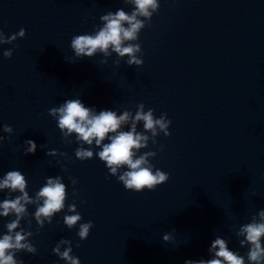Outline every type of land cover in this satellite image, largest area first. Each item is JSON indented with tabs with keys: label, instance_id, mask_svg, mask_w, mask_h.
Instances as JSON below:
<instances>
[{
	"label": "water",
	"instance_id": "95a60500",
	"mask_svg": "<svg viewBox=\"0 0 264 264\" xmlns=\"http://www.w3.org/2000/svg\"><path fill=\"white\" fill-rule=\"evenodd\" d=\"M118 7L130 11L132 5L0 0V29L6 35L26 30L24 37L0 45V125L13 127L12 133L0 132L8 137L0 144V175L19 168L32 195L46 176L60 174L66 203L75 202L82 220L93 221L80 240L78 225L69 229L63 212L38 231L32 219L30 239L37 251L21 250L17 257L25 264H65L52 252L61 237L72 241L81 264H183L185 258H207L215 235L228 237L229 246L243 254L236 229L264 207V0H160L139 33L141 65L129 66L127 56L114 52L75 57L72 35L91 31L101 14ZM9 47L13 54L5 58ZM75 97L118 114L125 109L134 114L141 101L145 111L167 113L170 134L158 130L157 143L150 138L140 149L156 150L148 159L169 173L167 181L132 191L95 155L76 158L74 135L63 138L48 113ZM137 130L151 137L142 121ZM26 138L36 141L34 154H24ZM40 144L71 159L46 155ZM6 219L0 217V232ZM28 219L22 220L25 227ZM164 232L174 239L164 241Z\"/></svg>",
	"mask_w": 264,
	"mask_h": 264
},
{
	"label": "clouds",
	"instance_id": "9594fccd",
	"mask_svg": "<svg viewBox=\"0 0 264 264\" xmlns=\"http://www.w3.org/2000/svg\"><path fill=\"white\" fill-rule=\"evenodd\" d=\"M132 8L126 11L118 7L114 11L108 10L99 16L98 25H93L91 31L74 34L70 40V48L77 58L92 57L102 53L104 57L113 52L118 57H125L127 65H141L143 63L142 48L138 42L142 28L151 23V18L159 9L160 0H129ZM25 28L6 35L0 29V45L10 44L17 37H24ZM135 41V42H134ZM15 47V45H13ZM3 56L9 58L13 48H4ZM119 64V59L113 61ZM141 101L136 111L125 109L120 111L113 107L99 108L86 105L80 97L66 98L58 105L48 108L49 115L55 120L63 138L74 135L77 147L74 155L80 160L91 159L95 155L104 162L108 172L120 181L125 189L132 191L153 190L157 185L167 181L169 173L156 167L148 157L155 156L156 150L149 149L140 152L147 146L149 139L156 144L155 137L159 131L165 136L170 134L171 119L167 113L161 112L156 116L154 109ZM143 122V129L150 130L151 137L145 131H138V122ZM127 126V128H125ZM0 132L12 133L13 127L8 123L0 125ZM6 139L0 135V144ZM24 154H34L37 143L34 139L23 141ZM46 155L63 156L71 159L67 152L56 148H47ZM163 145H160L162 150ZM57 163H60L57 160ZM67 168L66 164H61ZM72 185L77 183L76 177L70 176ZM28 181L19 168H12L0 175V192L4 197L0 199V217H8L4 221V231L0 232V264H25L24 259L18 258L21 250L35 254L36 245L30 237L33 236L30 225L35 220L37 231L46 223H51L53 217L63 212V223L69 228L78 225L76 235L80 240L86 239L93 225L92 220L83 221L77 211L75 202L66 203L68 198L67 185L60 174L48 175L45 182L30 195L27 188ZM75 198L77 189H72ZM29 205H34V211L29 212ZM67 209V211H65ZM25 217H31L22 224ZM235 236L239 248L229 246L230 239L222 235H215L207 245L208 256L199 258H185L183 264H264V207L259 208L247 221L240 223ZM164 241L174 239L172 232H164ZM62 245L64 246L62 248ZM79 246V241H77ZM52 252L62 259L65 264H81L80 258L73 254L72 241L61 237L53 246Z\"/></svg>",
	"mask_w": 264,
	"mask_h": 264
}]
</instances>
